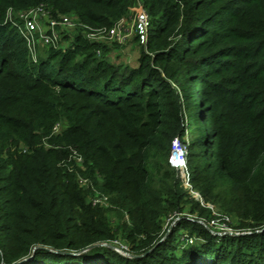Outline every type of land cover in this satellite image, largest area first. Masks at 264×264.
I'll list each match as a JSON object with an SVG mask.
<instances>
[{"label":"trees","instance_id":"trees-1","mask_svg":"<svg viewBox=\"0 0 264 264\" xmlns=\"http://www.w3.org/2000/svg\"><path fill=\"white\" fill-rule=\"evenodd\" d=\"M139 2L152 24L134 67L83 28L35 63L7 21L44 5L110 28ZM193 115L190 182L249 234L184 218L165 237L167 215L206 216L172 151ZM78 159L129 223L59 167ZM119 237L129 255L106 245ZM0 264H264V0H0Z\"/></svg>","mask_w":264,"mask_h":264},{"label":"rangeland","instance_id":"rangeland-1","mask_svg":"<svg viewBox=\"0 0 264 264\" xmlns=\"http://www.w3.org/2000/svg\"><path fill=\"white\" fill-rule=\"evenodd\" d=\"M35 13V12H33ZM9 14L14 16L12 17L17 22H21L23 20V14L21 12H17L15 15L13 11H9ZM8 14V15H9ZM59 16L63 15H73L76 16L74 12L65 14V13H58ZM25 16V15H24ZM126 18V24H125V30H123V35L125 36L122 42L118 41H109L105 34L100 32L99 30H94L93 33L95 34L94 38L96 39L98 43H100L102 46H104L107 50H101V53L99 54L100 57L105 56L107 60L114 63L115 65L119 66H138V59L141 54L142 50V43L140 44L139 41L136 39L137 36L134 31V18H135V9H133L129 15ZM95 28V27H93ZM102 28V27H99ZM97 29V28H95ZM81 31V27L77 26L76 28H72L69 31H65L63 34V37H61V42L57 45V47L52 48L49 46H43L40 43H36L35 52L32 54L31 61L38 62L40 58H45L49 56L50 53L55 51L64 52L65 50H68L71 44V37H73L75 34H78ZM89 30H87V33ZM62 36V35H61ZM191 126L189 128V132L186 133V135L182 138V141L187 145L188 151H192V140L195 138L193 136V132L195 128H198V123L195 122V116H192L191 119ZM64 125H60L55 132H59ZM13 152L18 153H25L26 147L22 144L19 146H13L12 147ZM59 167L62 169H67L70 173H75L77 175V180L80 184V186L84 189H90L91 193L94 194L93 197L99 196L103 199V195L105 197L107 196V199H103V202H101L102 208L106 210L107 218L109 219V222L112 224L114 228H117L118 226L123 225L124 223H129V217L127 214H125V211H122L120 206L115 203V201L112 199L111 196L102 194L100 189L97 188L92 182H89L85 176L83 175V166L80 163V160L76 161V165L74 166L70 162H61L59 164ZM185 188L188 190L190 197L195 200L194 204L192 206H200L201 208L205 209L206 216L201 217L197 212L191 213V206L187 205L185 207L184 212L180 214L173 213L170 215H167L164 219V229L167 231L165 236L169 234V232L172 230L175 225L178 224V222L184 218H187L189 220H193L195 222H199L205 227L209 228L213 231L216 235H225V234H239V235H231V236H240V235H246L249 233H246L245 231H240L236 226H238V219L223 212L221 209L217 208L214 204L206 203L201 193L195 189L194 185L190 182H185ZM247 232H250L246 230ZM107 246L115 250L116 252L122 254V255H129V247L128 243L123 240L122 237H119L117 240L106 243Z\"/></svg>","mask_w":264,"mask_h":264},{"label":"built area","instance_id":"built-area-1","mask_svg":"<svg viewBox=\"0 0 264 264\" xmlns=\"http://www.w3.org/2000/svg\"><path fill=\"white\" fill-rule=\"evenodd\" d=\"M134 9V31L139 42L145 44L149 38L152 17L147 8L141 2H139V4ZM22 13H24L22 23L14 20L12 18L14 16L10 14L7 18V21L10 22L12 28H14L18 32V34L26 40L31 56L35 52L37 42L42 44L43 46L55 48L61 42V37H63L64 32L69 31L72 28H76L77 26H80L81 29H85L84 35L86 39L91 42H97L94 38V30H99L100 32L105 34V37L111 42H122L125 37L123 35V30H125L126 24L125 17L119 20L114 26L110 28L102 27L95 29L81 22L77 15H53L52 10L44 5ZM87 30H89L90 32L88 31L89 33L85 34ZM76 35L77 34L71 37V43L75 39ZM100 53L101 49L97 51L98 55ZM58 127L59 126H57L55 130H57ZM172 151L176 156V167L180 170L184 183L188 182L190 180L188 147L182 141V138L176 137L173 140ZM104 198L107 199V196L105 197V195H103V199ZM103 199L97 195L92 198V202L94 205H100L101 202H103Z\"/></svg>","mask_w":264,"mask_h":264},{"label":"water","instance_id":"water-1","mask_svg":"<svg viewBox=\"0 0 264 264\" xmlns=\"http://www.w3.org/2000/svg\"><path fill=\"white\" fill-rule=\"evenodd\" d=\"M246 233H249V232H247V231H245ZM231 235H239V234H232V233H230ZM166 237V236H165ZM100 244H93V245H91V246H89L88 248H86V249H84V250H82L81 251V253L82 252H86V251H88V250H90V249H92V248H94V247H96V246H99Z\"/></svg>","mask_w":264,"mask_h":264}]
</instances>
